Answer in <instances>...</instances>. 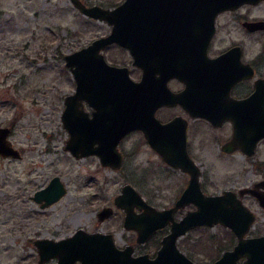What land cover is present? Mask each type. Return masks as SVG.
<instances>
[{
  "label": "rangeland",
  "instance_id": "rangeland-1",
  "mask_svg": "<svg viewBox=\"0 0 264 264\" xmlns=\"http://www.w3.org/2000/svg\"><path fill=\"white\" fill-rule=\"evenodd\" d=\"M86 5L113 7L122 0H81ZM108 30L106 22L84 16L71 0H0V126L16 122L10 141L18 159L0 158V264H37L36 238L59 239L78 228L111 232L119 247L133 243L135 234L122 227L113 197L130 183L158 208L175 200L188 176L160 165L138 132L120 143V168L105 167L95 155L74 157L64 149L68 133L61 124L63 97L74 89L63 55ZM110 61L127 63L119 48L107 53ZM193 158L201 167L205 193L236 189L264 175V141L255 155L220 153L213 133L203 128L192 140ZM58 176L67 192L41 209L30 198L51 177ZM245 204L257 216L248 236L264 234V211L249 199ZM110 205L114 213L98 222L96 212ZM186 206L176 213L181 217ZM235 243L233 233L220 224L197 227L181 236L179 249L196 264H209ZM155 247L137 246L135 254ZM241 259H239V262ZM43 264H56L52 258Z\"/></svg>",
  "mask_w": 264,
  "mask_h": 264
},
{
  "label": "water",
  "instance_id": "water-1",
  "mask_svg": "<svg viewBox=\"0 0 264 264\" xmlns=\"http://www.w3.org/2000/svg\"><path fill=\"white\" fill-rule=\"evenodd\" d=\"M71 2L84 16L106 22L111 29L106 36L94 39L82 49L63 57L76 83L74 92L64 98L61 120L68 133L64 149L77 158L95 154L102 165L117 168L121 154L116 145L121 137L129 130L144 128L137 110L138 94L144 80L155 82L161 89L160 94L153 96L152 111L169 103L166 82L172 76V59L186 58L191 51L187 45L175 42L180 41L175 33L189 34L198 28L211 32L216 13L234 0H123L106 8L97 4L86 5L81 0ZM111 43L129 51L132 64L143 69L141 81L131 80L127 67L110 65L105 61L99 50ZM82 99L92 108L90 115L81 107ZM154 121L158 123L156 119ZM257 130L261 131L257 136L259 139L264 136V127ZM7 132L6 128H0V153L19 157L18 151L4 140ZM181 132L172 144V159L170 153L161 151L159 143L147 136L166 163L189 175L188 183L174 205L169 209L156 210L148 206L129 184L122 187L121 195L114 200L116 206L125 210L124 227L136 230V243L145 241L157 227L171 221L170 231L160 241L154 257L146 253L134 255L133 245L116 246L110 233L78 228L63 238L35 239L37 264L52 258L56 259V264H196L179 250L177 238L191 228L214 224L229 229L235 236V243L209 264H264V235H247L254 220L253 213L232 190L203 193L199 182L200 168L189 157L184 132ZM251 149L245 152L251 154ZM258 184L264 186V180ZM66 192L65 184L58 176H53L44 187L34 191L31 199L40 208H45ZM245 192L254 191L249 188L239 190L241 195ZM254 193L264 208V193ZM187 204H193L195 208L174 220V212ZM133 205L149 209L158 219L147 222L134 213ZM108 211L99 214V221L102 215L109 214Z\"/></svg>",
  "mask_w": 264,
  "mask_h": 264
},
{
  "label": "flooded vegetation",
  "instance_id": "flooded-vegetation-1",
  "mask_svg": "<svg viewBox=\"0 0 264 264\" xmlns=\"http://www.w3.org/2000/svg\"><path fill=\"white\" fill-rule=\"evenodd\" d=\"M110 29L111 26L108 25V30L105 33L94 36L86 45L79 46L74 51L82 49L90 44L94 39L106 36L109 34ZM206 30L198 28L193 30L194 32H189V34L179 31L178 33H175L178 36L177 39L180 40L175 42L179 44L183 43V46L187 45L191 48V51L189 52V56L186 58L180 57L172 59V76L166 82L169 89V103L157 106L154 111H152V105L154 104L153 96L160 94L161 89L155 82L144 80L142 88L138 94L139 97L137 106L138 114L141 119H143L144 128L129 130L121 137L116 145L117 150L121 154V163L114 169L120 168L124 160V154L119 147L121 141L126 138V136L135 132L140 134L143 144L157 156L160 161V165L169 168L171 171L172 169L181 170L166 163L161 153L151 145L148 137L151 138L153 142H158V148L163 152L170 153V157L172 159V144L178 140L180 134L182 133L181 131H183L186 151L189 157L196 163L192 154V140L194 137L199 135L200 130L205 128L213 133V139L219 144L221 154L233 155L235 153H239L244 157H251L255 155L258 144L261 141H264V136L257 139L258 133H261V131L259 132L257 128L264 127V0H234L233 3L231 2L216 13L214 16L212 31L210 32L208 29ZM190 45L196 49L193 50ZM112 48L122 49L128 55L129 61L127 63L110 61L107 58V53ZM99 52L103 55L108 64L127 67L128 75L131 80L136 82L142 80L143 69L132 64V57L127 49L122 48L115 43H111L100 49ZM155 76L158 75L155 74ZM75 87L76 83L74 81V89L72 92H74ZM65 96L63 97L60 120L64 109ZM80 102L81 107L90 115L92 108L88 105L87 101L82 99ZM154 119H156L158 123L154 121ZM15 124L16 122L11 124V126H0V128H6L8 130L7 134H5L4 140H6L9 147L18 151L19 157L3 155L0 153V158L18 159L21 157L20 151L9 139ZM61 124L63 126L62 120ZM253 142L255 143L252 147L251 144ZM249 149L252 150L251 154H247L245 152ZM255 164H257V166L258 164L264 166V161H259ZM102 166L113 168L109 165ZM199 168L200 188L203 191L200 180L202 176L201 167L199 166ZM181 172L186 174L189 179L188 173L184 171ZM262 180H264V175L253 181L250 186H243L236 189L232 188L229 190L236 192V195L240 198L241 202L251 212L252 210L245 204L246 198L257 204L264 211V208L260 205L258 198L254 193H264V186L258 184ZM125 184L131 185L130 183L122 184L119 192L112 200L113 206L121 214L122 227L135 234L134 242L125 245H133L134 255L144 253L149 254L148 252L135 254L134 250L137 246H143V248L147 246L155 247L156 249L154 255L151 256L149 254L150 257H154L156 251L160 247V241L170 231L171 221L169 220L165 225L157 227L145 241L136 243V230L124 227L125 210L116 206L114 202L115 198L121 195V189ZM133 188L135 189V187ZM244 188L253 189L254 192H245L242 195L239 194V190ZM135 191L148 206L153 207L156 210L171 208L181 193H179L173 202L171 199V203L168 206L158 208L144 198V196H142V194H140L136 189ZM203 193L205 192L203 191ZM36 204L39 207V204ZM188 205L193 206L192 209L195 208L193 204H187L182 209L176 210L174 212V220L180 219L186 211L192 210L187 209L181 217L176 216V213L179 210H184V208ZM107 211L109 214L107 216L102 215V219L99 221V214H103L104 212L106 213ZM133 211L134 213L141 215L144 220L150 223H152V220L154 221V219H158L153 216V213L149 209H146L141 205L140 207L133 205ZM113 213V207L105 205L96 212V218L98 222H103L107 218L111 217ZM252 213L254 215V220L251 227L257 220L256 214L254 212ZM93 231L110 233L114 239L111 232L99 231L97 229ZM181 236L177 238V241ZM253 236L260 235L256 234ZM116 246L118 245L116 244Z\"/></svg>",
  "mask_w": 264,
  "mask_h": 264
}]
</instances>
